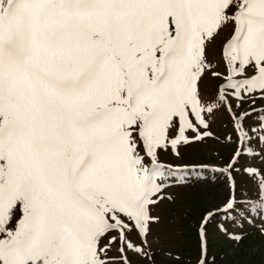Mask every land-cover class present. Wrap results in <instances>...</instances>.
Returning a JSON list of instances; mask_svg holds the SVG:
<instances>
[{"label":"snow or ice","instance_id":"snow-or-ice-1","mask_svg":"<svg viewBox=\"0 0 264 264\" xmlns=\"http://www.w3.org/2000/svg\"><path fill=\"white\" fill-rule=\"evenodd\" d=\"M225 29L221 72L206 49ZM205 76L222 80L210 98ZM258 99L264 0H0V264L150 258L152 208L175 175L159 152L214 137L220 110L237 137L224 210L238 171L264 207V147L260 165L245 159L264 145Z\"/></svg>","mask_w":264,"mask_h":264},{"label":"rangeland","instance_id":"rangeland-1","mask_svg":"<svg viewBox=\"0 0 264 264\" xmlns=\"http://www.w3.org/2000/svg\"><path fill=\"white\" fill-rule=\"evenodd\" d=\"M227 35L228 29L223 30L206 49L208 60L216 65L215 70L221 72L225 70L221 46ZM220 83H222L221 79L205 76L201 88L206 98H210L211 94L215 93ZM255 107H264V100L258 99ZM244 108L248 109L250 105L245 104ZM209 120L210 131L214 133V137L187 147L182 146L179 157L171 148L167 151L161 150L159 161L165 166L171 165L172 168L184 166L193 168L201 165L200 167L204 166L210 173L217 172L219 174L217 180H210L207 174L186 184L187 179L171 180L166 176L163 182L167 187L160 194L164 198L152 208V214L158 216L159 220L151 225V233L147 238V244L144 245L150 253V259L130 252L129 256L133 264H194L198 258L195 235L197 223L204 211L212 208L220 209L228 197V183L225 177H222L224 173L219 169L223 168L231 157L237 138L231 120L223 110L216 112L214 116L209 117ZM246 123H251V120ZM256 127L253 125V128ZM227 136H232V142L226 139ZM253 146L257 148H252ZM250 147L252 151L245 153V159L250 164L260 165V158L255 156L256 151H260L264 145L252 143ZM234 175L238 196L255 197L248 177L239 171ZM205 228L207 245L210 246L212 243L216 246L215 252L218 254L213 264H264V222L253 226L242 244L228 242L215 218L210 219ZM114 254L115 250L110 253V255Z\"/></svg>","mask_w":264,"mask_h":264},{"label":"trees","instance_id":"trees-1","mask_svg":"<svg viewBox=\"0 0 264 264\" xmlns=\"http://www.w3.org/2000/svg\"><path fill=\"white\" fill-rule=\"evenodd\" d=\"M240 204V203H239ZM242 205V204H241ZM238 211V207L237 205L235 206L234 209H232V211L230 212H233V211ZM229 212L227 213H222V214H215L214 216H216V219H220V217L224 218L225 220L229 221V224H235L236 223V220H237V216L235 217L233 213L231 214H228ZM229 218V220H228ZM231 242V241H230ZM216 250V246H214L212 243L211 245L209 246V251L211 252H215Z\"/></svg>","mask_w":264,"mask_h":264}]
</instances>
